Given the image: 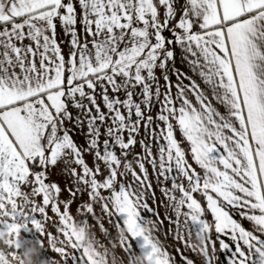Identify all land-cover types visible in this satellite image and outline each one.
<instances>
[{
  "label": "snow or ice",
  "instance_id": "obj_1",
  "mask_svg": "<svg viewBox=\"0 0 264 264\" xmlns=\"http://www.w3.org/2000/svg\"><path fill=\"white\" fill-rule=\"evenodd\" d=\"M22 229L59 264H264V0H0V264Z\"/></svg>",
  "mask_w": 264,
  "mask_h": 264
},
{
  "label": "clouds",
  "instance_id": "obj_2",
  "mask_svg": "<svg viewBox=\"0 0 264 264\" xmlns=\"http://www.w3.org/2000/svg\"><path fill=\"white\" fill-rule=\"evenodd\" d=\"M155 227L152 221H148L144 224L143 230L147 234L151 229ZM7 233L0 235V248L7 250V241L9 240ZM13 243H16V238L12 237ZM197 245L202 244L203 241L197 238ZM15 257H7L6 264H59L58 260L54 259H41L42 246L39 239L35 241L26 240L23 243H18ZM131 264H153L147 255L143 252L138 253L132 260Z\"/></svg>",
  "mask_w": 264,
  "mask_h": 264
},
{
  "label": "crops",
  "instance_id": "obj_3",
  "mask_svg": "<svg viewBox=\"0 0 264 264\" xmlns=\"http://www.w3.org/2000/svg\"><path fill=\"white\" fill-rule=\"evenodd\" d=\"M157 195L159 196V193H157ZM149 203L151 204V201H149ZM160 211H161V214H163V209L162 208L160 209ZM72 212H73V215L76 214L75 205L72 206ZM89 219H91V218H89ZM154 219H155V217H154ZM166 224H167V221L165 220V225ZM105 226L108 227L107 224ZM53 231H54V229H53ZM96 231H97V235H99V229L98 228L96 229ZM161 238L163 239V237H161ZM36 239H39V240L42 239V237H41L39 232H36L35 230L25 231V230L22 229L21 232H20V235L18 237V243H23L26 240L35 241ZM171 241H172V237L169 236L167 242H171ZM132 243L134 245V250L138 251L139 248H138L137 242L136 241H132ZM16 251H18V249H16ZM170 251H171V249H170ZM117 252H120L119 248H117ZM120 254L123 255L122 252ZM189 255H191V253H189ZM55 256H56V254L50 248H48L46 245L42 246L41 259H45V260L54 259Z\"/></svg>",
  "mask_w": 264,
  "mask_h": 264
}]
</instances>
